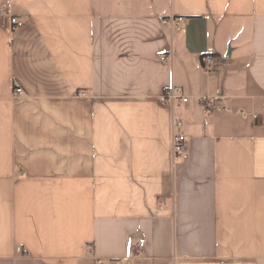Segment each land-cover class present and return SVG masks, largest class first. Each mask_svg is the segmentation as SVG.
<instances>
[{
	"label": "crops",
	"instance_id": "crops-1",
	"mask_svg": "<svg viewBox=\"0 0 264 264\" xmlns=\"http://www.w3.org/2000/svg\"><path fill=\"white\" fill-rule=\"evenodd\" d=\"M0 6V264H264V0Z\"/></svg>",
	"mask_w": 264,
	"mask_h": 264
},
{
	"label": "built area",
	"instance_id": "built-area-1",
	"mask_svg": "<svg viewBox=\"0 0 264 264\" xmlns=\"http://www.w3.org/2000/svg\"><path fill=\"white\" fill-rule=\"evenodd\" d=\"M0 17H7L10 20L12 29L21 27L24 24V21L13 15L11 10L4 6H0ZM166 23H169L171 26H174L176 23V19L171 18L168 21L166 20ZM167 58L168 56L166 55L161 57L162 60H165ZM201 64L205 72L212 73L214 70L218 68L219 59L216 55L205 54L202 56ZM23 95H24V91L22 88H16L14 90V96H23ZM159 100L162 103L174 105L175 103L178 102L186 103L190 100V97L185 95L182 89L172 86L167 90H165L159 96ZM208 105L210 106V104L207 105L204 104L203 112L205 114H207L208 112V108H209ZM263 107H264V102H263ZM242 114L244 117L247 116V113L243 112ZM172 124L174 129L173 137H172V157L174 159H177L179 157H183L188 151V138L180 128L181 122L178 117L173 118ZM86 249L88 254L91 255L92 246L87 245ZM94 259L96 264H138L136 262V256L134 255H128L122 257H94Z\"/></svg>",
	"mask_w": 264,
	"mask_h": 264
}]
</instances>
